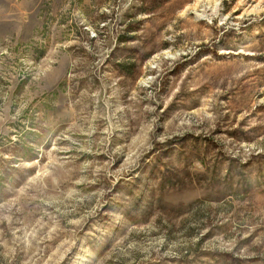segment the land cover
I'll return each mask as SVG.
<instances>
[{
	"label": "rangeland",
	"instance_id": "374dc122",
	"mask_svg": "<svg viewBox=\"0 0 264 264\" xmlns=\"http://www.w3.org/2000/svg\"><path fill=\"white\" fill-rule=\"evenodd\" d=\"M259 1L0 0V264H264Z\"/></svg>",
	"mask_w": 264,
	"mask_h": 264
},
{
	"label": "bare ground",
	"instance_id": "6f19581e",
	"mask_svg": "<svg viewBox=\"0 0 264 264\" xmlns=\"http://www.w3.org/2000/svg\"><path fill=\"white\" fill-rule=\"evenodd\" d=\"M260 3L262 2V0L259 1ZM258 2V3H259ZM240 3V2H239ZM241 3L244 5L245 9H244V13H248V14H254L256 12V7L252 8L251 5H249V0H241ZM258 6V5H257ZM209 8V7H208Z\"/></svg>",
	"mask_w": 264,
	"mask_h": 264
}]
</instances>
